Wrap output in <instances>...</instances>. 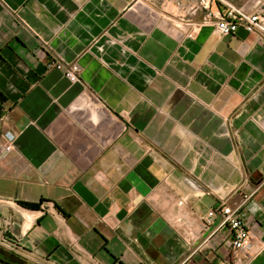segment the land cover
<instances>
[{"label":"crops","instance_id":"crops-1","mask_svg":"<svg viewBox=\"0 0 264 264\" xmlns=\"http://www.w3.org/2000/svg\"><path fill=\"white\" fill-rule=\"evenodd\" d=\"M0 95V264H264V31L200 0H0ZM219 203L248 254L204 224Z\"/></svg>","mask_w":264,"mask_h":264},{"label":"built area","instance_id":"built-area-1","mask_svg":"<svg viewBox=\"0 0 264 264\" xmlns=\"http://www.w3.org/2000/svg\"><path fill=\"white\" fill-rule=\"evenodd\" d=\"M200 2L206 17L212 21L215 28L223 35L232 34L238 28H243L248 32H254L262 28L259 12L247 13L231 4H224L221 7L212 0H200ZM50 66L61 70L71 82H77L80 79L81 70L75 62L52 61ZM4 136L6 138L5 149L10 151L13 148L15 136L11 132H5ZM216 215L220 217L221 225H226L229 229L232 251H241L248 254L253 247L252 236L242 218L239 207L219 203L207 212L206 217L203 218L204 224H211Z\"/></svg>","mask_w":264,"mask_h":264},{"label":"rangeland","instance_id":"rangeland-1","mask_svg":"<svg viewBox=\"0 0 264 264\" xmlns=\"http://www.w3.org/2000/svg\"><path fill=\"white\" fill-rule=\"evenodd\" d=\"M168 1H171V0H168ZM260 5H261V9H259V15L261 17V26L262 28L259 30L260 32H263L264 31V9H263V3H262V0L260 2Z\"/></svg>","mask_w":264,"mask_h":264},{"label":"trees","instance_id":"trees-1","mask_svg":"<svg viewBox=\"0 0 264 264\" xmlns=\"http://www.w3.org/2000/svg\"><path fill=\"white\" fill-rule=\"evenodd\" d=\"M0 99H2V100H3V98L1 97V95H0ZM29 207H33V206H32V205H31V206L29 205Z\"/></svg>","mask_w":264,"mask_h":264}]
</instances>
